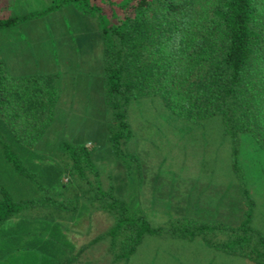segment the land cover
Listing matches in <instances>:
<instances>
[{
  "label": "trees",
  "instance_id": "1",
  "mask_svg": "<svg viewBox=\"0 0 264 264\" xmlns=\"http://www.w3.org/2000/svg\"><path fill=\"white\" fill-rule=\"evenodd\" d=\"M12 1L0 0V29L27 18L5 16ZM71 2L100 28L103 97L109 111L105 141L120 165L130 167L136 159L124 149L132 137L130 104L142 98L160 97L169 112L192 123L219 116L235 143L240 134L249 133L264 147V0H53L46 12ZM62 95L59 75H12L0 54V151L11 163L5 173L13 174L0 183V230L14 217L41 224L30 232L29 244H19L20 250L36 251L46 264H70L72 246L56 239V228L50 233V221L21 212L42 204L72 216L94 209L113 223L80 252L107 241L112 264L127 263L145 235L162 230L151 228L114 186L104 188L91 149L65 143L63 157L56 156L62 171L38 169L36 147L51 128ZM233 161L239 176L237 145ZM251 219L250 208L236 227L180 221L172 234L193 239L222 233L227 239L217 247L262 264L264 253L258 247L264 239L256 242ZM13 249L0 257V264L42 262L10 261Z\"/></svg>",
  "mask_w": 264,
  "mask_h": 264
},
{
  "label": "rangeland",
  "instance_id": "2",
  "mask_svg": "<svg viewBox=\"0 0 264 264\" xmlns=\"http://www.w3.org/2000/svg\"><path fill=\"white\" fill-rule=\"evenodd\" d=\"M52 3L13 0L5 16L27 18L0 29V54L12 75H59L63 95L51 128L36 147L38 169L54 166L62 171L56 156L63 157L65 143H84L91 149L104 188L114 186L151 228L162 230L145 235L122 264H258L249 255L217 247L227 239L222 233L198 236L203 241L196 242L200 239L179 238L172 230L189 220L236 227L251 208L256 242L264 239V147L249 133L240 134L235 143L219 116L192 123L169 112L162 98H142L130 104L132 137L124 149L136 159L130 167L120 165L105 141L109 111L98 23L74 2L46 12ZM235 145L239 176L233 168ZM1 155L0 183L13 175L5 173L11 163ZM89 176L95 180L94 173ZM105 215H96V234L113 223ZM107 243L101 253L106 254ZM258 251L264 253V244ZM104 257L112 264L108 254Z\"/></svg>",
  "mask_w": 264,
  "mask_h": 264
},
{
  "label": "crops",
  "instance_id": "3",
  "mask_svg": "<svg viewBox=\"0 0 264 264\" xmlns=\"http://www.w3.org/2000/svg\"><path fill=\"white\" fill-rule=\"evenodd\" d=\"M80 213L81 214L77 216L75 215L76 217L74 215H66L62 209H57L54 211L53 207L47 205L43 206L42 204L39 207L24 208L21 212V215L44 216L48 221H50V233L53 231L52 228H56V239L63 243H69L72 246L71 254L68 255V257L71 259L70 264H111V262L104 257V255L108 254V257L111 260L112 257L108 253V250H106V254L105 252L101 253L102 244L106 245V241L98 243L97 245H92L86 248L82 253L80 252L83 246L88 245L97 236L106 232L104 229L103 232L96 234V215L99 212L94 209H85L80 210ZM44 217H40V219H45ZM40 225L41 224L37 223L32 224V222H24L22 217H14L13 219L9 220L4 226V230H0V257L5 252H9L10 248L13 247L14 251L11 254L8 253L11 256L9 259L10 261L24 263L25 261L34 262L37 260H42L41 264H46V262H44V258L42 259L34 254L36 251H30L26 249L20 250L18 247L19 244H29L32 240L30 232L34 230V228H39ZM108 226L111 227L109 224ZM110 227H108L107 230ZM13 233V236L8 235ZM197 238L200 240H196V242L203 241L201 237ZM39 241L40 240L38 238L34 239V242L36 243ZM97 253L99 254L97 255ZM74 257H76V259H74ZM63 262L64 261L62 259L61 263Z\"/></svg>",
  "mask_w": 264,
  "mask_h": 264
}]
</instances>
